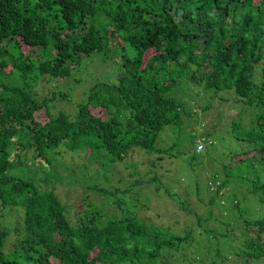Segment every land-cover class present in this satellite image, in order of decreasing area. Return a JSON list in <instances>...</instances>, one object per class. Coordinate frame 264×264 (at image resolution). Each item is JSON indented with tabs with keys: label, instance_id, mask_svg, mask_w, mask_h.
I'll return each mask as SVG.
<instances>
[{
	"label": "trees",
	"instance_id": "obj_1",
	"mask_svg": "<svg viewBox=\"0 0 264 264\" xmlns=\"http://www.w3.org/2000/svg\"><path fill=\"white\" fill-rule=\"evenodd\" d=\"M110 51L119 58L113 80L92 74L74 116L54 112L58 92L72 95L56 86L41 96L39 84L69 77L82 84L90 76L85 60ZM187 80L215 97L231 91L241 111H254L249 120L233 119L242 148L222 163V181L208 186L212 205L230 182L246 192L224 199L235 214L203 231L235 244L227 256L218 245L211 264H264V0H0V210L18 208L20 216L15 244L0 226V264H191L190 247L209 257L213 240L201 254L192 226L174 231L136 215L105 219L99 206L72 215L55 187L40 185L64 177L12 174L31 166L14 158L25 147L33 163H52L65 147L107 169L135 148L159 151L164 127L191 114L177 95ZM200 136L194 143L202 155L216 141Z\"/></svg>",
	"mask_w": 264,
	"mask_h": 264
},
{
	"label": "rangeland",
	"instance_id": "obj_2",
	"mask_svg": "<svg viewBox=\"0 0 264 264\" xmlns=\"http://www.w3.org/2000/svg\"><path fill=\"white\" fill-rule=\"evenodd\" d=\"M102 53L104 55L102 60H98L96 56H93V60H85L86 68L85 71L82 69V72L83 74L87 72L90 76L85 74L82 84L79 83L80 80L71 82L70 77L66 78L68 80L60 78L51 81L52 83L39 84L41 96L47 94V88H56V86H59L62 93L65 89L72 95L65 99L58 92L56 100L52 103L55 107L54 112L63 110L74 116L77 103L84 100L82 97H86L89 87L96 81L92 74L105 80H113L115 74H118L119 58L113 57L116 53L112 51ZM182 87L178 89L177 95L187 103L191 114L183 112L179 124L164 127L156 143L159 151L148 152L135 148L124 162L114 164L113 169H107L98 160L90 161L84 157V152L79 154L76 151L66 150L65 147L61 148L62 153L56 161L33 163V160H27L32 158L33 152L25 147L26 153L17 151L20 152L19 156L14 155V158H22L24 163L27 162L31 166H18L12 174L35 181V176L42 180L46 176L47 178L64 177L48 182L45 178L40 185L43 189L55 187L72 215L99 206L106 212L105 219L112 215H136L138 218L174 231H183L192 226L197 249L201 254L207 251L208 237L213 243L208 245L211 253L207 258L203 254L201 256L194 253L195 247H190L186 251V258L191 264H211L218 245L223 255H229L235 245L232 240L224 238L216 243V238L205 236L203 226L218 228L219 220L230 219L235 211L226 208L229 204L227 201H230L235 193L242 195L246 192V188L243 183L230 182L224 187V197L218 195L212 205L211 197L214 190L208 186L213 179L217 180L216 184L222 181L225 175L222 163L229 162L231 156L242 148L243 143L237 142L232 137L233 119L249 120L252 117L249 111L252 113L254 111L250 107L241 111V105H237L235 94L231 91L220 92L215 97L213 90L207 91L190 80H187ZM208 102L211 107L204 109ZM203 133H208L216 143L200 155L195 151L194 142L196 137L199 142L200 134ZM198 149H201L200 146ZM33 169L36 172L31 171ZM249 198L250 208L255 201L253 196ZM224 199L227 200L225 203L222 202ZM261 212L260 208L257 209V213L253 209V213L257 215ZM18 214V208L10 210L9 207H3L0 210V226L9 228V239L14 244L18 241V237L14 235L12 226L16 225L20 217ZM199 219L203 225L198 222ZM223 231L226 232V229ZM7 247L13 249L14 245L9 242Z\"/></svg>",
	"mask_w": 264,
	"mask_h": 264
},
{
	"label": "built area",
	"instance_id": "obj_3",
	"mask_svg": "<svg viewBox=\"0 0 264 264\" xmlns=\"http://www.w3.org/2000/svg\"><path fill=\"white\" fill-rule=\"evenodd\" d=\"M199 146H200L201 149L203 148V145L202 144H199L198 145V148H199ZM201 149H198V150H201Z\"/></svg>",
	"mask_w": 264,
	"mask_h": 264
}]
</instances>
